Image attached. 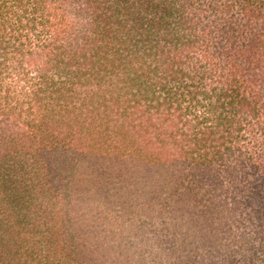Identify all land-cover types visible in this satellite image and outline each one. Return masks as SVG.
<instances>
[{"label": "trees", "instance_id": "obj_1", "mask_svg": "<svg viewBox=\"0 0 264 264\" xmlns=\"http://www.w3.org/2000/svg\"><path fill=\"white\" fill-rule=\"evenodd\" d=\"M0 264H264V0H0Z\"/></svg>", "mask_w": 264, "mask_h": 264}]
</instances>
